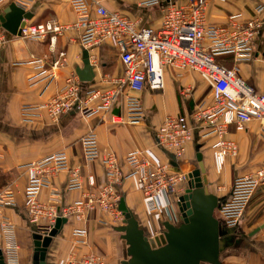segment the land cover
<instances>
[{
    "label": "crops",
    "instance_id": "0c3cea01",
    "mask_svg": "<svg viewBox=\"0 0 264 264\" xmlns=\"http://www.w3.org/2000/svg\"><path fill=\"white\" fill-rule=\"evenodd\" d=\"M12 2L9 0L2 11ZM93 7L102 4L110 10L119 11L141 25L158 28L162 22L159 6L140 7L137 0H89ZM19 4V3H18ZM263 9L257 14V6ZM32 11L26 22L33 24L55 21L65 28L57 35L55 46L50 39H27L7 31V41L0 46V189L10 188L15 193L16 205L8 211L16 226L17 242L20 246V264H32L34 256V228L29 223L24 208V192L29 180V167L54 153L65 151L70 167L79 170L84 181V190H89L87 177L94 175L97 186L106 183V168L99 160L86 162L83 156L81 138L93 130L98 136L103 153H114L124 172L129 171L125 159L135 150L141 151L154 165H167L176 171L178 159L158 145L156 133L170 115H186L194 130V138L185 146L182 160L192 162L202 156V166L209 180V190L219 197L220 206L230 196L234 178L255 175L264 170V125L254 119L245 129L228 128L225 137L238 146L236 157H228L223 172L218 174L213 159V145L218 140L207 121H196L191 114L196 111L210 91V81L191 70L179 72L167 66L164 70L165 87L153 91L145 89L135 93L143 105L145 118L138 123H115L114 115L125 114V100L121 96L110 110H101L86 117L78 110H72L52 120L45 110L31 122L22 117V106L39 104L54 96L66 80L77 75V68H83V52L89 51L95 77L91 82H82L83 91H106L114 88L113 79L123 76L124 65L118 50L109 43L85 48L80 42V30L74 27L76 13L69 0H29L24 7ZM1 11V12H2ZM242 13L245 18L257 14L263 21V28L253 44L254 57L249 61L236 62L232 55L218 60L229 68L237 67L240 75L259 93H264V0H227L225 3L212 2L207 11L208 22L224 25L228 16ZM66 52V61L56 72V78L41 81L31 86L29 77L35 74L43 60L44 69L49 70L60 52ZM191 89L189 93H186ZM85 95V94H84ZM87 98V96H86ZM83 100V105L95 107L99 100ZM86 102V103H85ZM198 167V168H199ZM190 168L184 172H190ZM176 171V172H179ZM70 177L69 171H62L51 177L50 185L41 189L42 202L54 201L58 205L71 204L83 197V191L64 192L53 198L54 190L63 189ZM117 190L126 205L134 213L140 227L149 237L160 235L164 223L181 222L177 196L184 194V181L179 184L177 195L165 193L161 198L162 207L156 213L147 209L145 195L136 178H129L118 185ZM124 222H115L112 215L97 209L81 220L75 216L66 218L58 234L53 237L47 253V263L64 264L72 256L80 260L91 253L103 255L108 264H123L129 259L128 244L123 233L117 228ZM76 229L86 230L85 242L74 234ZM223 247L220 264H264V183L259 185L237 226L221 227ZM4 244L0 235V247ZM201 264H210L203 262Z\"/></svg>",
    "mask_w": 264,
    "mask_h": 264
},
{
    "label": "built area",
    "instance_id": "2783aa9c",
    "mask_svg": "<svg viewBox=\"0 0 264 264\" xmlns=\"http://www.w3.org/2000/svg\"><path fill=\"white\" fill-rule=\"evenodd\" d=\"M9 0H0V13ZM29 0H20L17 5L24 8ZM77 20L74 27L80 30V42L85 48L109 43L119 52L124 65V74L113 79L114 88L100 91H83L82 82L74 75L67 79L61 89L45 102L25 104L21 112L25 122H31L45 110L52 120L74 110L79 101L78 111L89 117L101 110H110L120 99L125 100V114L114 115L115 123H138L145 118L140 98L135 93L145 89L163 90L165 87V67L170 66L179 72L191 70L210 81V91L200 107L191 114L196 121L211 124L209 134H216L218 140L213 145V159L218 174L223 172L228 157H236L237 144L225 137L228 128L234 125L237 130L245 129L250 121L257 119L264 125V93H259L239 73L237 67L229 68L218 60L232 55L236 62L249 61L254 57L253 44L262 31L263 21L257 15L263 6L256 8L252 17L245 18L242 13L228 16L224 25L208 22L207 11L212 2L225 3L227 0H137L140 7L159 6L162 11L160 27L141 25L119 11L110 10L102 4L93 7L89 0H69ZM65 27L55 21L33 24L26 22L21 29V37L27 39H50L55 46L57 35ZM7 41V31L0 21V46ZM264 56V54H263ZM38 71L29 77L31 86L41 81L56 78V72L66 61L62 51L49 70L44 69L43 60H37ZM188 89L186 93H189ZM85 94V95H84ZM87 96V98H86ZM87 101L99 100L95 107L83 105ZM84 100V101H83ZM86 103V102H85ZM194 138V130L189 116L170 115L164 120L156 133L159 146L171 152L177 159L179 172L167 165H154L141 151L130 152L125 159L128 172H124L117 156L112 152L103 153L95 131L87 132L81 138L83 156L86 162L101 161L106 168L105 184L97 186L94 175L87 177L91 188L84 190V181L79 170L70 167L65 151L54 153L42 160L31 163L29 180L25 188L24 208L34 232L49 235L59 218L75 216L81 220L91 211L101 209L112 215L115 222H124L120 210L121 194L119 184L129 178H136L146 200L150 213L158 212L161 198L167 194L177 195L179 184L184 181V172L198 168L199 160H182L186 144ZM62 171H69L66 186L52 192L59 198L64 192L83 191L82 199L71 204L58 205L54 201L42 202L41 189L49 186L51 177ZM264 183V170L255 175H242L234 178L230 196L221 206L223 222L229 227L237 226L254 195L257 187ZM179 196H177L178 200ZM16 205L12 189H0V235L4 244L0 247L6 264H20V246L16 237V226L8 211ZM74 234L85 237L86 230L76 229ZM80 242H85L84 239ZM1 259V256H0ZM64 264H108L98 253L67 259Z\"/></svg>",
    "mask_w": 264,
    "mask_h": 264
},
{
    "label": "water",
    "instance_id": "95a60500",
    "mask_svg": "<svg viewBox=\"0 0 264 264\" xmlns=\"http://www.w3.org/2000/svg\"><path fill=\"white\" fill-rule=\"evenodd\" d=\"M32 13L12 2L0 13L2 27L12 35L20 36L26 19H30ZM83 64V68L76 70L79 79L84 82L93 81L95 72L88 50L83 52ZM79 103L76 101L74 110H78ZM197 158L201 162L200 154ZM184 187L185 192L177 202L181 222H165V230L154 237L145 234L125 199H121L120 210L124 215V224L117 229L123 233L129 255V259L123 264H220L223 238L220 220L215 216L216 209L220 208L219 197L210 192L209 180L202 163L199 168L185 174ZM65 221L66 219L59 218L55 228L47 236L34 232L32 264H49L48 249ZM0 256V264H6L1 251Z\"/></svg>",
    "mask_w": 264,
    "mask_h": 264
},
{
    "label": "rangeland",
    "instance_id": "374dc122",
    "mask_svg": "<svg viewBox=\"0 0 264 264\" xmlns=\"http://www.w3.org/2000/svg\"><path fill=\"white\" fill-rule=\"evenodd\" d=\"M215 216L220 220L221 227H223L224 222H223V217L220 208H217L215 211Z\"/></svg>",
    "mask_w": 264,
    "mask_h": 264
}]
</instances>
